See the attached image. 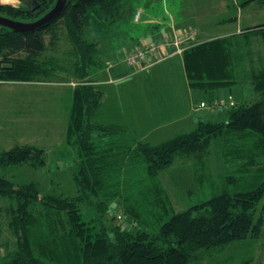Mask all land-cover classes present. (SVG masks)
Listing matches in <instances>:
<instances>
[{"label": "trees", "instance_id": "trees-1", "mask_svg": "<svg viewBox=\"0 0 264 264\" xmlns=\"http://www.w3.org/2000/svg\"><path fill=\"white\" fill-rule=\"evenodd\" d=\"M132 1L69 0L57 19L35 31L16 33L0 26V80L33 81L61 72L59 58L50 56L55 55L64 35L73 46L68 59L72 76L79 82L73 90L67 134L77 148L74 178L79 194L41 195L34 184L17 185L0 177V198L13 205L9 218L17 240L15 249L2 252L0 247V264H199L230 244L263 236L264 69L261 76L254 73L253 86L245 83L249 96L242 95L236 71L243 57L241 50H250L253 38L264 40V24L195 43L184 51L194 110L204 107L207 113H214L210 120L199 117L192 131L160 143L138 138L127 152L114 143L100 149L92 139L94 133L115 137L126 129L93 123L104 93L91 77L104 61L99 43L84 37L86 30L111 32ZM254 1L258 0H243L238 5L233 1L231 6L245 8ZM55 3L46 0L41 10L33 11L29 0H20L17 7L0 5V16L35 21L46 6ZM192 30L197 37L198 31ZM166 35H156L149 43ZM136 48L126 50V56ZM261 54L264 60V50ZM247 55L251 56V51ZM221 90L240 92L233 106L216 107ZM215 140L222 145L221 165L229 171L222 180V190L183 212H175L159 180L161 172L178 158H194L198 166L206 167ZM42 151L21 146L2 152L0 167L21 165L29 160L26 152L30 156ZM260 201L261 216H257ZM2 234L0 226V239Z\"/></svg>", "mask_w": 264, "mask_h": 264}, {"label": "rangeland", "instance_id": "rangeland-1", "mask_svg": "<svg viewBox=\"0 0 264 264\" xmlns=\"http://www.w3.org/2000/svg\"><path fill=\"white\" fill-rule=\"evenodd\" d=\"M233 1L238 5L243 0H133L122 10V17L123 12L126 14L121 24L126 29L130 28L139 39L142 38L135 45L137 48L141 46V43H149L151 37L150 41L146 40L145 31L148 29L146 24H136L132 17H128L126 11L130 9L136 11L138 8H143L152 17L159 14L162 19L173 20L175 17L184 23L183 31L172 27L168 35L192 29L200 31L203 34L201 36L213 37L236 32L233 33L235 35L249 27L264 24V3L258 0L245 8H239L235 5L231 6ZM162 3L164 6L168 4L167 16ZM0 5L17 7L20 5V0H0ZM54 6H46L42 10L43 13L39 14V18L46 15ZM30 8L32 10V7ZM41 9L42 7L33 11ZM223 21L226 22L222 23ZM161 24H163L161 26L163 30L169 22L165 20ZM123 31L128 39L132 36L129 31ZM121 32L122 30H117L109 34V37L104 38V42L107 43L106 39L111 38L114 43L117 42L121 38ZM102 35L103 33L100 32L86 30L84 38L92 42L97 41ZM133 38L134 42L136 37L133 36ZM261 39L260 37L251 39V49L248 51L242 49L240 52L243 57L239 58L241 63L236 75L241 84L239 88L243 86L240 91L244 96L250 94L245 83L253 86L252 81L255 74L261 76V70L264 69V60L261 59L263 55L261 50H264L262 41L264 40L261 41ZM204 40L207 39L197 36L188 42V47ZM128 48L126 47L124 51ZM57 49L55 55L50 57L59 58L60 64L56 62L62 71L58 74L52 77L42 75L43 77L35 78L33 81L0 80V153L21 146L43 150L41 154H30V156L26 152L25 156L29 157V160L21 165L0 167V177L10 179L17 185L34 184L41 195L50 193L56 196L73 197L79 194V189L74 178L77 148L74 141L67 135L73 95L69 85L74 89L79 82L74 80L70 68L68 55L73 53V46L68 37L62 35ZM249 51H251V56L247 55ZM101 57L105 62L115 61L109 54H102ZM46 60L52 61L47 58ZM123 63L120 62L113 71H107L104 65H101L94 70L95 73L91 77V80L95 77L104 83L109 80L108 76L112 72L114 73L113 78L117 80L119 76L115 75L121 68L125 69L124 75H128L114 85L99 84L98 86L104 93V104L93 118V123L107 126L120 125L126 129L124 134L115 137L104 136L103 138L102 133H94L92 139L96 145L101 146L100 149H107V144L114 143L116 146H122L123 151L127 152L128 148L134 147L133 142L138 138L144 142L160 143L176 135L192 131L199 117H202V120H210V116L214 114L207 113L204 107L201 110H194L181 58L176 57L165 64H157L141 73H138L137 68ZM46 67L49 69V66L46 65ZM235 67L238 68V64ZM64 70L69 71L65 73ZM47 71L44 70L43 73ZM239 93L219 91L216 107L224 108L221 104H226L227 107L233 106L229 101L236 100ZM243 100L246 99L243 98ZM221 150L220 140H215L210 146V156L206 167L198 166L194 158H178L173 166L161 172L159 180L170 196L175 212H183L222 190V180L229 171L221 165ZM42 159L44 163L41 162ZM39 162L40 165H37ZM12 206L7 198H0V211L2 212L0 226L3 232L0 247H2V252L7 248L15 249L17 245L14 230L10 226L9 208ZM257 216H261V201ZM59 234L61 235L60 232ZM243 263L264 264V234L258 240L230 244L222 252L209 256L199 264Z\"/></svg>", "mask_w": 264, "mask_h": 264}, {"label": "crops", "instance_id": "crops-1", "mask_svg": "<svg viewBox=\"0 0 264 264\" xmlns=\"http://www.w3.org/2000/svg\"><path fill=\"white\" fill-rule=\"evenodd\" d=\"M166 2V1H165ZM166 3H168V1L166 2ZM233 3V2H232ZM231 3V4H232ZM163 4V6H164V3H162ZM167 6H168V4H167ZM166 5L164 6V8H163V10H164V12H165V15L167 16L168 14H166L167 12H169V9H167L166 10V7H167ZM149 7V3L147 4V8ZM135 10V9H134ZM137 10H142L143 11V17H142V20H141V22H139V23H136V24H140V23H144V24H146L147 26H148V29L145 31V34H146V40H149L150 39V37L152 38V37H154V36H156L157 35V37L159 36H164V35H168L169 34V30L170 29H172V27H174V29H176V30H179V31H183L184 29H183V27H182V25L184 24V23H182L179 19H176L175 17L173 18V20L172 19H162V17H159V14L158 15H156V16H150V13L148 12V11H146L145 9H143V8H138V9H136V11ZM136 11H133L132 9H130L129 11H126L127 12V15H128V17H132V19H133V17H134V13L136 12ZM125 14L126 13H124L123 12V17L122 18H120L118 21H117V23H115L114 25H113V27H112V29H111V32H109V33H106V34H103L102 35V37H100L99 39H97V42L99 43V48H100V51H101V53L102 54H109L110 56H113V58H114V60L115 61H113L112 63H109V61L108 62H105L104 61V68H106V70L107 71H113V69L117 66V65H119V63L120 62H124V59H125V56H126V51H124L125 50V48L127 47H129L128 49H127V51H129L130 49H132L136 44H137V42H139L141 39H139L138 38V36L137 35H134L133 33H132V30L130 29V28H128V29H126L124 26H123V24H121V22L123 21V19H124V17H125ZM156 17V19H154ZM168 18V17H167ZM154 19V20H153ZM165 20H168V22H169V25H166V27H165V29H163V30H161V26L163 25V24H161V22H163V21H165ZM227 20H232V19H227ZM226 20V21H227ZM226 21H223L222 23H224V22H226ZM123 23V22H122ZM131 23V22H130ZM117 30L118 31H121L122 30V32H121V38H120V40H118L117 42H113L112 40V38L109 40V39H106V41H107V43H105L104 42V38H107V37H109L108 35L109 34H111V33H114V32H117ZM123 30H126V31H129L131 34H132V36H130L129 37V39L124 35V31ZM197 30V29H196ZM198 31V30H197ZM237 31H239V29H237ZM198 36H200V37H204L205 39H207V40H209V39H212V38H215V37H217V36H213V37H211V36H201V35H203V34H201L200 33V31H198ZM233 33H236V32H231V33H225V34H222V35H218V37H226V36H230V35H233ZM101 36V35H100ZM107 36V37H106ZM133 36H135L136 37V40H134V42H133V40H132V38H133ZM144 38V37H143ZM134 39V38H133ZM109 40V41H108ZM132 40V41H131ZM134 44V45H133ZM176 57H178V58H181V60H182V63H183V67H184V59H183V55L181 54V55H175V56H173V57H170L169 59H167V60H165V61H163V62H160V63H158L159 65H162V64H165L167 61H169V60H171V59H174V58H176ZM123 64H125L126 65V63L124 62ZM158 65V66H159ZM124 68H121V70H119L118 72H117V74L115 75V76H119V78L117 79V80H115L114 78H113V76H114V73H110V76H108L109 77V80L108 81H104V83H102L99 79H96L95 77H94V81H95V83H96V85L97 86H99V84H110V85H114L117 81H120V80H123V79H125V77H128V75H124ZM184 72H185V67H184ZM185 75H186V72H185ZM186 79H187V76H186ZM187 82H188V80H187ZM54 86H56V85H54ZM71 88H70V90H71V92L73 93V86H71V85H69ZM188 86H189V83H188ZM189 90H190V87H189ZM190 92H191V90H190ZM191 95H192V92H191ZM231 95V94H230ZM228 96V95H227ZM192 101H193V95H192ZM72 102V101H71ZM103 104H104V102H103ZM103 104H102V106H103ZM174 207V206H173Z\"/></svg>", "mask_w": 264, "mask_h": 264}, {"label": "built area", "instance_id": "built-area-1", "mask_svg": "<svg viewBox=\"0 0 264 264\" xmlns=\"http://www.w3.org/2000/svg\"><path fill=\"white\" fill-rule=\"evenodd\" d=\"M142 16V10H137L133 17L134 23L141 22ZM193 38H196L193 30L166 35L164 39L158 42L143 44V46L129 52L125 58V63L139 71H145L170 57L183 54L188 47V42ZM230 104L233 105V101H230Z\"/></svg>", "mask_w": 264, "mask_h": 264}, {"label": "water", "instance_id": "water-1", "mask_svg": "<svg viewBox=\"0 0 264 264\" xmlns=\"http://www.w3.org/2000/svg\"><path fill=\"white\" fill-rule=\"evenodd\" d=\"M68 2L69 0H57L52 10L35 22H21L0 16V26L11 29L16 33L35 31L57 19L65 10ZM38 7H40L39 4L33 6L32 10L37 9Z\"/></svg>", "mask_w": 264, "mask_h": 264}, {"label": "flooded vegetation", "instance_id": "flooded-vegetation-1", "mask_svg": "<svg viewBox=\"0 0 264 264\" xmlns=\"http://www.w3.org/2000/svg\"><path fill=\"white\" fill-rule=\"evenodd\" d=\"M44 1H46V0H29V4L31 5H29L30 7H33V6H35V5H37V4H39L40 5V7L42 6V4L44 3ZM57 1V0H56ZM40 7H38V8H40ZM37 8V9H38ZM40 18H38L37 20H39ZM37 20H35V21H37ZM35 21H33V20H31V21H26V22H35ZM22 22V21H21Z\"/></svg>", "mask_w": 264, "mask_h": 264}, {"label": "bare ground", "instance_id": "bare-ground-1", "mask_svg": "<svg viewBox=\"0 0 264 264\" xmlns=\"http://www.w3.org/2000/svg\"><path fill=\"white\" fill-rule=\"evenodd\" d=\"M7 1H9V0H7ZM10 1H12V0H10Z\"/></svg>", "mask_w": 264, "mask_h": 264}, {"label": "clouds", "instance_id": "clouds-1", "mask_svg": "<svg viewBox=\"0 0 264 264\" xmlns=\"http://www.w3.org/2000/svg\"><path fill=\"white\" fill-rule=\"evenodd\" d=\"M230 102V101H229Z\"/></svg>", "mask_w": 264, "mask_h": 264}]
</instances>
